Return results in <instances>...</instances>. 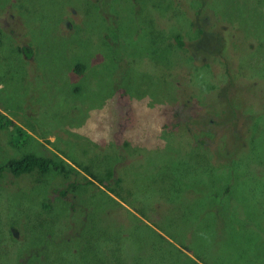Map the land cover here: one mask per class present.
<instances>
[{
  "label": "rangeland",
  "instance_id": "1",
  "mask_svg": "<svg viewBox=\"0 0 264 264\" xmlns=\"http://www.w3.org/2000/svg\"><path fill=\"white\" fill-rule=\"evenodd\" d=\"M4 2L0 164L56 153L80 181L3 172L0 264H264V0Z\"/></svg>",
  "mask_w": 264,
  "mask_h": 264
},
{
  "label": "trees",
  "instance_id": "2",
  "mask_svg": "<svg viewBox=\"0 0 264 264\" xmlns=\"http://www.w3.org/2000/svg\"><path fill=\"white\" fill-rule=\"evenodd\" d=\"M8 2V0H6ZM5 1V2H6ZM115 7V6H114ZM125 10L119 6L116 5L115 10H114V19L118 22L122 21V17L121 14L122 12H124ZM208 21V20H207ZM208 24H210L208 22ZM116 30L119 33H122L124 31V29L120 26V24H118L116 26ZM111 33L114 34V29L111 28ZM125 33V32H124ZM127 33V32H126ZM172 37L174 39V44L168 42H159L162 47L164 48L166 55H168L169 58H171V56L177 55L178 53H180V48L183 44L182 41V33L179 31H176L175 33L172 34ZM154 38L153 35L151 34H147L146 38H140V36H130L128 35L126 37V41L124 42V44L117 49V52L120 54V51H124V58L127 60V63L132 65V66H136L140 63L144 64H148L146 63L142 57V55L145 53V51L149 48L152 47L153 51L155 50V47L159 44V43H155L153 45H150V42L148 40ZM118 42L117 36H115V43ZM171 45V46H170ZM145 50V51H144ZM152 54V53H149ZM147 55H145L146 57ZM142 57V58H141ZM122 58V57H121ZM212 58V57H211ZM113 63H117V61L111 60ZM85 63H82V61H77L73 66V69L77 72H80L81 70H83ZM140 74L144 77L145 76V72L141 71ZM5 118V122H2L1 119ZM13 125L14 127H20L19 124H17L16 122H13L12 119L10 117L5 116V113L0 111V128H6L9 125ZM21 129H19L20 131ZM123 147L125 148L124 144ZM127 150V148H126ZM39 151V150H38ZM53 154H47L45 152H41L39 151V153H37L34 150H29L26 151L24 154H21L19 156H15V157H11L6 159L4 162H2V164H0V177L2 178V176L4 175V171L8 170L11 173H13L14 175H18L21 174L23 172H30L33 171L34 168H39L40 171H48L50 169H56V171L59 173V171H61L63 173V178L65 179H71L70 181L72 182H79L80 180L77 178V172H79L78 168L75 166L74 163H71L69 161H67L66 159H64V157L57 155L56 153ZM58 156L59 158L56 160L55 157ZM59 170V171H58ZM91 172V171H90ZM3 173V174H2ZM94 177H96L99 181V179L101 177H97V175L93 172H91ZM96 175V176H95ZM112 175V172L109 171L107 176ZM87 180L89 182H92L93 180L91 178L87 177ZM121 179H116V181L114 183H109V184H119ZM69 189V184L66 183L65 186L63 188L59 189L60 193H65L67 190ZM19 252V257L24 256L27 252ZM20 258H19V262H20Z\"/></svg>",
  "mask_w": 264,
  "mask_h": 264
},
{
  "label": "flooded vegetation",
  "instance_id": "3",
  "mask_svg": "<svg viewBox=\"0 0 264 264\" xmlns=\"http://www.w3.org/2000/svg\"><path fill=\"white\" fill-rule=\"evenodd\" d=\"M6 1V0H5ZM7 2V1H6ZM8 2H9V0H8ZM7 2V3H8ZM5 3V2H4ZM204 37H209V35H204ZM206 47L207 48H209V49H212L213 47L211 46H209V45H206ZM208 80H209V77H207L206 79H205V82H208ZM207 99L210 101V99L207 97ZM181 107H182V105H181ZM12 119V121L13 122H16V121H14V119H13V117L11 118ZM17 124H19L18 122H16ZM9 126H13L12 124L11 125H9ZM9 126H7V127H9ZM8 221L6 222V225H7V227L8 228H10V224H13V227H11V231L13 230V228H17V227H14L15 226V220L13 219V218H8L7 219ZM16 235V234H15Z\"/></svg>",
  "mask_w": 264,
  "mask_h": 264
}]
</instances>
